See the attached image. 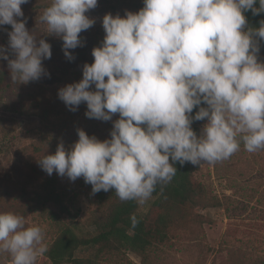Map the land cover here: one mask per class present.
Returning a JSON list of instances; mask_svg holds the SVG:
<instances>
[{
	"label": "clouds",
	"instance_id": "1",
	"mask_svg": "<svg viewBox=\"0 0 264 264\" xmlns=\"http://www.w3.org/2000/svg\"><path fill=\"white\" fill-rule=\"evenodd\" d=\"M28 2L0 0V29L9 38L7 47L0 45V59L8 61L13 82L50 75L42 61L51 58L52 46L39 33L60 37L66 58L73 60L69 49L83 46L79 34L95 23L86 13L98 5V0H51L39 14L46 31L38 32L26 26L21 6ZM143 3L138 12L103 17L106 35L92 51L94 62L83 65L79 82L58 91L72 111L86 103L88 118L111 121L118 113L110 138L78 129L70 148L60 142L55 154L39 159L48 175L83 177L93 193L114 189L121 201L138 205L157 185L172 181L175 162L223 161L239 151L241 141L250 153L264 150V62L259 60L264 19L259 28L246 29L244 15L264 13V0ZM205 118L198 136L192 124ZM130 220L134 230L135 213ZM47 251L42 226H26L23 216L0 212V255H10L11 264H36Z\"/></svg>",
	"mask_w": 264,
	"mask_h": 264
},
{
	"label": "rangeland",
	"instance_id": "2",
	"mask_svg": "<svg viewBox=\"0 0 264 264\" xmlns=\"http://www.w3.org/2000/svg\"><path fill=\"white\" fill-rule=\"evenodd\" d=\"M45 4L50 6L51 0H29L21 6L29 30L37 27L38 32L46 31V25L39 22ZM143 7V0H119L115 9L103 5L92 9V15L87 16L95 23L89 30L99 46L106 35L102 24L106 14L124 16L126 11L138 12ZM38 38H45L52 46L51 58L42 61L46 73L50 70L52 75L11 87L7 82L0 87V212L23 216L26 226H42L49 249L64 224L75 222L83 232L94 233L116 200L93 193L92 185L85 183L83 177L71 181L56 172L48 175L40 167L39 159L55 154L60 142L70 148L79 139L78 129L100 140L109 139L119 114H114L111 121L88 118L86 103L76 111L69 109L67 114H53L45 120L12 112V106L24 105L35 114L40 102L37 93L42 86L55 101L59 89L76 83L75 79L80 81L83 65L90 64L91 49H69L83 52L69 60L59 53L63 45L60 37L39 33ZM8 39L7 31L0 29V45L7 47ZM9 58L15 57L9 52ZM259 60L264 62L261 52ZM0 69L10 73L7 60L0 59ZM10 77L11 73L8 81ZM13 87V96L9 97ZM91 90H95L94 85ZM206 123L207 119L199 127L198 136ZM192 180L202 194L201 201L197 207L186 210L184 219L170 229V241L146 259L120 250L100 255L98 264H234L238 259L243 264H264V150L250 153L241 141L239 151L230 158L196 165ZM47 190H53L59 199L43 207L39 196ZM45 254L36 264H46ZM0 264H11L10 255H0Z\"/></svg>",
	"mask_w": 264,
	"mask_h": 264
},
{
	"label": "trees",
	"instance_id": "3",
	"mask_svg": "<svg viewBox=\"0 0 264 264\" xmlns=\"http://www.w3.org/2000/svg\"><path fill=\"white\" fill-rule=\"evenodd\" d=\"M118 1L98 0L97 6L103 5L106 9H115ZM256 7H259L258 3ZM87 14L92 15V9ZM244 15L248 22L246 29L247 27L259 28V22L264 19V13L253 15L251 10L244 12ZM4 28L11 31L10 25H5ZM79 35L84 48L93 51L95 47L99 46V42L91 30H84ZM260 49L264 55V40L260 41ZM70 52L73 57H78L83 53L82 50H76V53L72 50ZM59 53L65 56L63 45ZM93 62L94 57L91 55L89 63ZM9 74L6 69H0V87L7 82L10 87L18 85L19 81L13 82L11 77V81H8ZM48 74L52 75L50 70ZM75 81L79 80L75 79ZM41 82L44 84V80ZM44 87L42 86L37 93L40 102L36 103L38 108L36 105L35 114L30 112V107L24 105H21V108L14 105L10 108L11 111L21 115H35L43 120L53 114L69 113V107L61 99L58 98L54 101L52 97L47 96ZM14 89L13 87L10 90L9 97L13 96ZM198 110L199 106L195 107L192 115L194 116ZM206 119L193 122L192 128L196 133ZM174 166L177 172L172 181L166 185H157L152 197L144 205H138L136 201H121L114 189L99 191L98 193L103 198L109 196L116 200L108 217L96 225L94 233L83 232L80 225L75 222L60 226L57 238L45 254L46 264H98L100 255L120 250L129 251L146 259L158 247L164 246L171 240L170 229L184 219L183 214L186 210L197 207L202 197L200 190L195 187L192 180L196 165L190 162H186L184 165L175 162ZM39 197L43 207L49 203L58 202L59 199L53 190H47ZM133 213L137 216L139 224L134 230H130V217ZM93 255L95 256L93 257ZM234 264H243V262L238 259Z\"/></svg>",
	"mask_w": 264,
	"mask_h": 264
}]
</instances>
